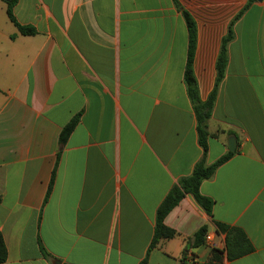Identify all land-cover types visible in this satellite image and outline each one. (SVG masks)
<instances>
[{"label":"crops","instance_id":"crops-1","mask_svg":"<svg viewBox=\"0 0 264 264\" xmlns=\"http://www.w3.org/2000/svg\"><path fill=\"white\" fill-rule=\"evenodd\" d=\"M178 2L196 23L193 70L205 102L222 40L249 0ZM14 15L36 35L21 34L0 1L4 264H207L225 249L214 221L241 228L253 247L224 264H264V0L234 24L208 121V165L236 141L234 156L200 188L215 202L213 216L186 195L165 219L176 236L150 254L158 208L204 156L185 83L182 11L173 0H18ZM204 226L211 240L186 254Z\"/></svg>","mask_w":264,"mask_h":264},{"label":"trees","instance_id":"trees-1","mask_svg":"<svg viewBox=\"0 0 264 264\" xmlns=\"http://www.w3.org/2000/svg\"><path fill=\"white\" fill-rule=\"evenodd\" d=\"M7 4V15L11 23H13L21 32L26 36L36 35V30L32 27H25L20 25L14 15V7L18 3V0H0ZM255 0H249L247 6L241 11V13L231 22L227 35L222 40L221 50L217 59L216 70L217 77L213 91L211 92L207 101L203 102L199 96V90L197 81L194 75L193 63L195 57V49L197 42V27L196 23L191 15L184 11L180 6L178 0H173L175 6L182 11L185 21L188 26L190 34V48L187 68L185 72V83L187 86V92L192 102L197 122H198V136L199 144L204 150L203 158L196 164L191 176L181 179L177 185H175L169 192L167 197L164 199L157 211V220L154 235L148 250V254L155 249L162 240H170L176 236V232L173 229L168 228L165 225V219L168 214L181 202L186 195H191L196 201L199 207L203 209L208 216H213V208L215 202L202 195L200 188L204 181L211 179L216 171L225 164L229 159L234 156L233 152H229L219 158L216 162L208 165L206 162V156L208 154V140L210 137L208 131V121L211 118L213 108L215 106L220 86L225 78L228 63H229V44L235 37L234 24L244 14V12L250 7ZM79 122L78 117L72 119L68 125H66L59 138L60 151L69 140L71 134L74 132ZM59 158V156H58ZM56 171H54L52 180L48 189L46 202L50 198L53 191L54 180ZM214 224L219 233L225 234V249L219 251L214 249L211 254V258L207 264H224V258L226 257L229 261H233L242 258L253 251V247L246 235V233L237 227H231L221 222L214 221ZM208 232V227H202L194 237L187 243V251L191 248H197L204 244L205 238ZM39 247L42 256L45 259H51L52 255L47 251L42 241L39 239ZM148 256V255H147ZM148 258V257H147ZM147 258L140 264H146ZM8 260V251L5 244L3 234L0 232V264L6 263Z\"/></svg>","mask_w":264,"mask_h":264},{"label":"water","instance_id":"water-1","mask_svg":"<svg viewBox=\"0 0 264 264\" xmlns=\"http://www.w3.org/2000/svg\"><path fill=\"white\" fill-rule=\"evenodd\" d=\"M259 2H262L263 0H257ZM229 151L230 152H235L236 151V141L234 138H231L229 140Z\"/></svg>","mask_w":264,"mask_h":264},{"label":"built area","instance_id":"built-area-1","mask_svg":"<svg viewBox=\"0 0 264 264\" xmlns=\"http://www.w3.org/2000/svg\"><path fill=\"white\" fill-rule=\"evenodd\" d=\"M206 239L208 240V241H210L211 239H210V237H206Z\"/></svg>","mask_w":264,"mask_h":264}]
</instances>
